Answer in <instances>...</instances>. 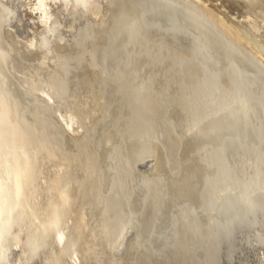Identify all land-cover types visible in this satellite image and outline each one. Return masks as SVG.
Returning a JSON list of instances; mask_svg holds the SVG:
<instances>
[{
    "label": "bare ground",
    "instance_id": "1",
    "mask_svg": "<svg viewBox=\"0 0 264 264\" xmlns=\"http://www.w3.org/2000/svg\"><path fill=\"white\" fill-rule=\"evenodd\" d=\"M0 264H264V0H0Z\"/></svg>",
    "mask_w": 264,
    "mask_h": 264
}]
</instances>
